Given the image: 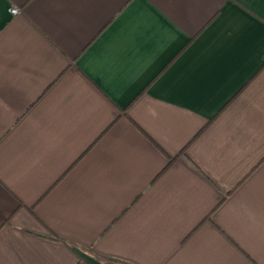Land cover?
Wrapping results in <instances>:
<instances>
[{"label":"crops","instance_id":"0c3cea01","mask_svg":"<svg viewBox=\"0 0 264 264\" xmlns=\"http://www.w3.org/2000/svg\"><path fill=\"white\" fill-rule=\"evenodd\" d=\"M0 264H264V0H0Z\"/></svg>","mask_w":264,"mask_h":264},{"label":"built area","instance_id":"2783aa9c","mask_svg":"<svg viewBox=\"0 0 264 264\" xmlns=\"http://www.w3.org/2000/svg\"><path fill=\"white\" fill-rule=\"evenodd\" d=\"M9 12H10L11 14H17V13H18V9H17V8H10V9H9Z\"/></svg>","mask_w":264,"mask_h":264}]
</instances>
